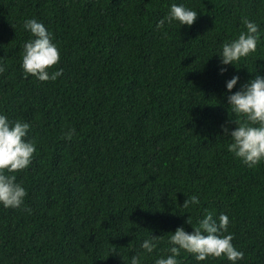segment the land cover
Instances as JSON below:
<instances>
[{
  "label": "trees",
  "instance_id": "16d2710c",
  "mask_svg": "<svg viewBox=\"0 0 264 264\" xmlns=\"http://www.w3.org/2000/svg\"><path fill=\"white\" fill-rule=\"evenodd\" d=\"M174 2L196 20L157 29ZM244 17L258 24L256 51L220 74L214 53ZM25 18L59 48L55 81L20 67ZM0 66V111L28 121L36 145L15 173L24 205L0 206V264H124L150 232L161 239L142 264H153L170 232L192 231L187 216L195 225L206 210L229 216L237 264H264V161L244 165L221 130L236 118L226 80L239 76L234 92L264 75V0H0ZM192 194L199 207H179Z\"/></svg>",
  "mask_w": 264,
  "mask_h": 264
},
{
  "label": "clouds",
  "instance_id": "9594fccd",
  "mask_svg": "<svg viewBox=\"0 0 264 264\" xmlns=\"http://www.w3.org/2000/svg\"><path fill=\"white\" fill-rule=\"evenodd\" d=\"M197 14L196 10L184 3L174 2L168 6L165 15L157 19L155 27L163 29L165 25L173 23L179 27L191 26ZM242 23L246 30L234 39L224 41L214 53L219 57L220 74L227 70L223 66H235L242 58L256 51L260 39L258 24L247 17L242 19ZM22 27L30 33V38L23 43L20 64L23 72L42 82L55 81L62 75L63 69L49 71L60 59L59 48L53 42L51 32L36 18H25ZM3 71V66H0V72ZM238 81L239 76L232 75L225 82L228 110L236 118L227 122L234 127L221 125V130L223 136L231 141L227 144V151L251 168L264 161V75H255L233 92ZM30 127L28 121L19 118L10 120L0 111V206L5 209L24 205L27 190L17 181L15 173L29 167L36 151L35 143L29 138ZM73 134L74 129H69L64 137L70 140ZM190 205L199 207L198 195L188 196L179 207L187 210ZM23 210L31 212L27 207ZM185 223L191 225L192 231H186L182 225L177 226L167 237V254L157 256L153 264H181L178 257L182 251L191 254L197 264L210 258H224L230 264H237L243 259V251L232 243L233 235L228 231L230 218L226 213L220 212L214 217L212 212L206 210L202 217L196 218L195 225L189 216ZM160 239V236L150 232L140 240L142 252L131 255L127 260L122 257L124 264H142V255L152 254Z\"/></svg>",
  "mask_w": 264,
  "mask_h": 264
}]
</instances>
